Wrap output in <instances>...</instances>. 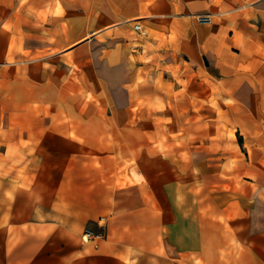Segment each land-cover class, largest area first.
<instances>
[{"label": "crops", "instance_id": "0c3cea01", "mask_svg": "<svg viewBox=\"0 0 264 264\" xmlns=\"http://www.w3.org/2000/svg\"><path fill=\"white\" fill-rule=\"evenodd\" d=\"M0 264H264V0H0Z\"/></svg>", "mask_w": 264, "mask_h": 264}, {"label": "built area", "instance_id": "2783aa9c", "mask_svg": "<svg viewBox=\"0 0 264 264\" xmlns=\"http://www.w3.org/2000/svg\"><path fill=\"white\" fill-rule=\"evenodd\" d=\"M195 19L197 22H200V23H210L211 22V16L210 15H207V14H199V15H195ZM134 29L137 30V31H140L141 30V26L139 23H135L134 24ZM100 234L98 233H94L88 229H86L83 233V239L84 240H88V239H95L97 237H99Z\"/></svg>", "mask_w": 264, "mask_h": 264}]
</instances>
